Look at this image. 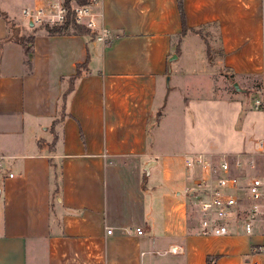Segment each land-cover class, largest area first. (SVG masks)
I'll use <instances>...</instances> for the list:
<instances>
[{"label": "crops", "instance_id": "obj_1", "mask_svg": "<svg viewBox=\"0 0 264 264\" xmlns=\"http://www.w3.org/2000/svg\"><path fill=\"white\" fill-rule=\"evenodd\" d=\"M48 1L27 0L23 9ZM177 1L101 0L93 9L101 14L97 27L110 30L108 43L95 40L98 28L89 35L69 29L50 35L40 27L29 35V53L20 41L29 37L22 19L0 5V264H158L165 255L170 264H206L214 241H233L242 264L261 241L241 226L232 229L236 236H200L189 214L191 200L180 197L191 185L185 155L187 180L173 171L176 159L163 161L158 174L148 130L163 119L158 113L151 122L159 88L164 106L165 97L191 77L207 76L216 99L200 95L193 110L183 98V114L208 117L198 131L241 114L251 92L264 98L262 0H182L187 26H202L206 38L218 42L216 50L211 47L214 56L199 34L178 38ZM86 60L61 107L66 79ZM234 82L250 93L237 91ZM260 141L264 146L260 136L239 150L233 139L230 151L212 141V149L197 154L259 160ZM170 245L181 246L182 253L165 252ZM214 252L221 256L216 264L234 263L228 251Z\"/></svg>", "mask_w": 264, "mask_h": 264}, {"label": "built area", "instance_id": "obj_2", "mask_svg": "<svg viewBox=\"0 0 264 264\" xmlns=\"http://www.w3.org/2000/svg\"><path fill=\"white\" fill-rule=\"evenodd\" d=\"M65 0H49L34 9H23L24 16L35 26L51 23L55 26H66L73 23L92 30L98 28L95 40L106 44L110 40V30L97 27V17L93 5L101 0H88L86 4H72L67 7ZM261 35L264 40V0H262ZM256 108H264V98L254 100ZM256 150L264 153L263 142L256 143ZM0 156V172L3 170ZM221 160L211 155H185L184 166L190 171L191 185L188 193L192 197L190 207L196 219V231L200 236H221L232 233L235 226H241L248 235H259L261 241L253 243L247 254V264H264V182L253 176L246 184L240 178L246 175V166L240 155L221 154ZM249 168H255V158L249 156ZM12 176V173L8 174ZM247 190L243 195L241 191ZM141 234L140 228L135 229ZM108 233L111 230H107ZM183 248L170 245L167 253L179 254Z\"/></svg>", "mask_w": 264, "mask_h": 264}, {"label": "rangeland", "instance_id": "obj_3", "mask_svg": "<svg viewBox=\"0 0 264 264\" xmlns=\"http://www.w3.org/2000/svg\"><path fill=\"white\" fill-rule=\"evenodd\" d=\"M28 4L27 0H0V5L2 7V10H8L11 15L17 16L22 19V28L26 31L27 35H31L34 28L40 29L43 28L45 25L54 26L51 23H42L39 26L30 27L27 25V21L23 17L22 9ZM6 5V6H5ZM30 5V4H29ZM7 7V8H6ZM69 31L72 32V25L68 26ZM209 44L213 48V50H216V47H218V42L215 40L208 39ZM191 48V47H190ZM196 47L192 48L194 51ZM200 59L198 65H201L203 63V44L200 45ZM211 52V55H215V51ZM197 54V53H196ZM214 58V57H212ZM215 60V59H214ZM216 63H218L217 60H215ZM176 66V64H175ZM220 66V65H219ZM221 68V67H220ZM223 71V70H221ZM192 78V79H191ZM189 78V81L187 85L180 84L181 90L180 92L178 90H174L173 92H170L168 96L165 97V105L163 106V99L165 96V93H163V96H161L162 88H159V94L156 101V105L154 107V113L152 115L151 122L152 124H155V118L157 117L158 113H161L163 116L162 120L158 123V126H154L153 128L150 127L148 130L149 134V141L152 145H150L151 150L155 151V157L158 159V166L155 168V170L158 171V174L160 170L162 169L161 163L163 161H166L167 163H171V160H175L174 162V168L176 173L182 171L184 174V179L187 180L188 172L185 168H183V162L182 158L183 155H195L199 151H205L208 149H212L211 142L213 141L216 144V149L223 150V151H230V148L227 147V142L230 140L233 141V139L236 142V146L239 150L242 149H249L247 148L249 144H251L252 141L257 140L260 136L263 138L264 141V108L259 107L256 108L254 105V100L256 98H261V95L257 91H253L250 94V98L248 102H246L243 108V111L240 114V110L237 112V116H228V121L225 124H220L219 121L218 125L215 127H211L210 131H207V126L205 129H200L201 131H198V124L199 122H208L207 116H196L195 113L191 114L189 113H182L180 107H182L183 104V98L189 100L190 102V108L192 109L194 107L193 103L198 102V100L202 99L200 95H204L203 97H206V99H210L212 101H216L215 94L212 92H209V82L207 76H200L201 79H195L196 77ZM176 79L174 77L173 84L176 83ZM231 89V88H230ZM209 97V98H207ZM214 98V100H213ZM205 99V98H204ZM235 104L232 103V106ZM237 104L235 105V108H237ZM195 108V107H194ZM193 108V110H194ZM247 116H243V113H247ZM251 110V112H250ZM232 120V121H231ZM204 124V123H203ZM251 125V130L249 131V126ZM194 126V127H193ZM261 130V134L257 135V131ZM227 131V132H226ZM222 134V136H221ZM221 138L222 140H220ZM225 139V140H224ZM205 143L202 145V142ZM245 142V146H244ZM240 144V146H238ZM200 146V148H198ZM235 150H238L237 148ZM238 152V151H234ZM260 159L255 158V168L251 169L249 168L248 160L249 156L248 154H236L240 155V158L242 161H244L246 166V175L244 177L240 178V182L243 184V186L246 184V182L251 179L253 176H257L261 178L264 182V153H259ZM221 155L219 158L221 160ZM257 159V160H256ZM187 175V176H186ZM158 177V175H156ZM189 190V189H188ZM188 190L185 191L186 194H188ZM184 192L180 195V197L184 198L187 197V199L192 200L191 196L185 195ZM243 195L247 194V190L244 189V191H241ZM189 214L190 217L194 216L191 207L189 208ZM234 228H239V226H235ZM241 228V227H240ZM232 235L227 236H236L234 233H231ZM199 236V235H197ZM203 237V236H202ZM203 238H213L217 239V236H210V237H203ZM236 238V237H235ZM241 237H237V239H240ZM233 242V241H232ZM232 242L230 244L226 243L225 241H214L213 242V248L212 253H209L206 255V257H209L211 259L213 264H216L217 260L221 257L219 254L215 253L214 250H222V251H228V257L227 259H232L234 261L233 264H241V257L239 254L235 253V249L231 246ZM226 245V246H225ZM170 255H165L163 257L160 256L158 258L159 262L158 264H170ZM163 259V262H162ZM206 259V258H205ZM240 259V261H239ZM242 260L243 257H242ZM162 262V263H161ZM207 264V262L205 261ZM242 264H247L246 261Z\"/></svg>", "mask_w": 264, "mask_h": 264}, {"label": "trees", "instance_id": "obj_4", "mask_svg": "<svg viewBox=\"0 0 264 264\" xmlns=\"http://www.w3.org/2000/svg\"><path fill=\"white\" fill-rule=\"evenodd\" d=\"M88 2V0H65L64 3L67 7H71L72 4H86ZM177 7H178V12L180 15V19H181V31L178 34V38L181 39L182 36H184L187 33H196L199 34L203 39L204 42L206 44V53L207 55H210L211 52V46L209 45L208 39L206 38V35L203 32V27H197V28H190L187 26L186 24V19H185V12H184V8H183V1L182 0H178L177 1ZM43 29L50 35H55L58 33H62L63 31L67 30L66 26H49V25H45L43 27ZM72 32L75 34H80V35H89L91 33V31L89 29H87L84 26L78 25L73 23L72 24ZM20 41L24 43L25 47H26V51L29 53V47H28V43L32 42L31 37H26V39L24 38V36H22L20 38ZM87 67V60L82 63V64H78L76 66V72L69 76L66 79L67 82V87L64 90L63 94H62V106L66 100L67 95L74 89V83L75 80L77 79V77L81 74L82 70H84ZM63 118V114L61 113L59 118L55 119L52 123V126L56 125L61 119ZM206 262L207 264H213L211 259H209V257H206Z\"/></svg>", "mask_w": 264, "mask_h": 264}, {"label": "water", "instance_id": "obj_5", "mask_svg": "<svg viewBox=\"0 0 264 264\" xmlns=\"http://www.w3.org/2000/svg\"><path fill=\"white\" fill-rule=\"evenodd\" d=\"M33 24H32V22H31V20L29 21V26H32ZM14 29L15 30H13V32H14V34H15V36L17 35L16 34V31H19V27L18 26H16V27H14ZM170 72H171V68H170V64L168 63V65H167V76H166V86H167V89H168V82H169V75H170ZM233 87L237 90V91H240V92H242V93H244V94H246V95H248L249 93H250V91L249 90H247V89H243V88H240L239 87V85H238V83L237 82H234L233 83ZM150 164H148V166H149ZM148 166H146V168H148Z\"/></svg>", "mask_w": 264, "mask_h": 264}]
</instances>
